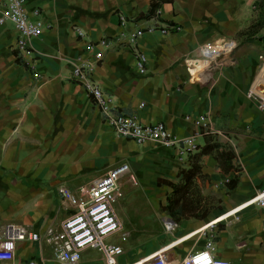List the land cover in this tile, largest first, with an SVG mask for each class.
<instances>
[{
  "label": "crops",
  "instance_id": "0c3cea01",
  "mask_svg": "<svg viewBox=\"0 0 264 264\" xmlns=\"http://www.w3.org/2000/svg\"><path fill=\"white\" fill-rule=\"evenodd\" d=\"M22 2L49 28L31 41V71L15 58L12 25H0V236L6 225L38 234L57 231L71 213L58 188L74 194L125 163L128 174L118 185L119 191L128 189L127 178L142 170L140 156H151L168 170L153 180V194L113 205L121 229L112 244L122 249L114 264H144L154 255L180 264L207 242L211 255L229 264H264V206L255 203L264 190V111L258 107L264 104V64L258 71L264 49L245 41L251 25L257 31L250 39L264 34V0H168L149 19L141 17L150 0ZM169 26L179 30L160 32ZM132 33L134 48L145 57L143 74L127 43ZM100 39L109 44L86 49ZM219 41L230 43L231 52L193 65L202 45ZM96 52L102 56L98 62L92 58ZM79 61L90 64L89 78L114 113L134 116L141 125L162 123L176 137H192L197 149L175 168V151L116 136L71 77L72 63ZM198 117L207 119L210 132L192 125ZM191 166L196 172L181 195L170 197L171 188L156 186L160 179L183 184L179 172ZM169 221L175 227L167 231ZM120 235L126 236L122 243ZM88 250L96 249L84 250L77 264H105L97 250L98 258L87 259ZM30 262L59 264L43 241L0 245V264Z\"/></svg>",
  "mask_w": 264,
  "mask_h": 264
},
{
  "label": "built area",
  "instance_id": "2783aa9c",
  "mask_svg": "<svg viewBox=\"0 0 264 264\" xmlns=\"http://www.w3.org/2000/svg\"><path fill=\"white\" fill-rule=\"evenodd\" d=\"M119 21L124 23L122 17H119ZM4 22H9L17 34L14 49L15 58L33 71L35 53L31 41L38 38L42 30L48 29L49 25L43 23L39 18L37 10L27 11L22 0H4L0 9V25ZM178 30L176 26L160 28L162 34ZM72 31L78 38L83 37L82 31L78 27H72ZM136 35V33H132L128 37L127 43L132 50L137 73L143 74L145 72V57L134 48ZM108 44V40L100 39L97 43H88L86 49L91 51L95 46L105 48ZM232 48L230 43L224 41L205 43L200 48V60H195L193 65H198V62L208 65L210 61H215L230 53ZM101 57V52L92 55L94 62L100 61ZM89 74L90 64L88 62L72 63V79L79 83L92 98L104 123L116 136L127 139L136 145L156 143L175 151L179 156V161L197 149L192 137H176L162 123L141 125L134 116L114 113L109 99L100 93L89 78ZM37 77L38 75L34 73L33 78L37 79ZM259 109H264V104L259 103ZM185 119L189 120V117H185ZM191 122L194 127L202 129L206 133L210 132V126L204 117L191 119ZM126 174H128V165L122 163L105 172L88 186L78 187L74 194L64 188H58L57 195L60 201L71 209V213L61 222L57 231L47 228L43 233L38 234L30 232L22 226L6 225L1 231L0 245L4 243V246L9 248L15 242L43 241L50 247L53 258L59 264H77L84 250L96 249L101 253L105 264H114L115 258L122 253V249L117 244H104L103 240L118 233L121 229L113 211V204L119 198V180ZM227 181L224 180V182ZM255 203L264 206V197ZM174 227L175 224L170 221L164 224L167 231L173 230ZM262 232L264 233V225ZM120 237L122 240L124 235H120ZM211 251L212 247L207 242L202 249L193 251L184 257L180 264H229L214 258ZM144 264H165V262L159 255H154Z\"/></svg>",
  "mask_w": 264,
  "mask_h": 264
},
{
  "label": "rangeland",
  "instance_id": "374dc122",
  "mask_svg": "<svg viewBox=\"0 0 264 264\" xmlns=\"http://www.w3.org/2000/svg\"><path fill=\"white\" fill-rule=\"evenodd\" d=\"M262 64H264V61H262V63L259 65L258 71L262 67ZM248 93L249 92H247V94ZM250 98H251V100L253 102H255V103L257 102V99L255 97L251 96ZM258 107H259V105H258ZM259 111L263 112L264 109H260ZM146 144H154V146L156 145V147H160V148L162 147V148L168 149L166 147H163V146L158 145V144L153 143V142H149V143H146ZM156 147L154 148V149H156V150H154V152L159 151L158 148H156ZM168 150L172 151L171 149H168ZM171 155H172V157L174 159V160L171 161L172 166L175 167V168H178L177 165L179 163V160H178L179 156L176 155V154H175L176 157L173 156V154H171ZM136 163L142 169L139 172H137L138 173L137 177L139 179H142V181L138 182V178L137 177H135L133 175H130V177H128L127 180L130 183V185H132V186L129 185L128 189H124L122 191H119L120 193H119V198L118 199H121V198L134 199V198L139 197V196H145V195L153 194L154 191L156 190L153 187V180L155 178H157L159 175L160 176L165 175L167 170H168L166 168H161V167H163L165 165L161 164L160 160L155 159L154 157H151V156H149L148 159H145V158H143V156H140V159ZM168 166L170 167L171 165H168ZM114 206L116 207V205H114ZM130 219H133V218H130ZM117 237H118V235H113L111 237H107V238H105L103 240V243L104 244H108L110 242L114 243V242L117 241ZM119 239H121V237ZM125 239H126V236L123 237V239L120 240V242L121 243L124 242ZM85 254H86L85 255L86 258L89 259L91 262H93L94 259L98 258V256H99V254H98V252L96 250H88V251H86Z\"/></svg>",
  "mask_w": 264,
  "mask_h": 264
},
{
  "label": "trees",
  "instance_id": "16d2710c",
  "mask_svg": "<svg viewBox=\"0 0 264 264\" xmlns=\"http://www.w3.org/2000/svg\"><path fill=\"white\" fill-rule=\"evenodd\" d=\"M164 2H168V0H150L149 9H148L147 13L144 16H142L141 18L149 19V18L155 17L156 16V11H157L159 5L161 3H164ZM256 31H257V29L255 28V24L251 25L248 28V30L246 31L247 35H246L245 41L246 42H258V44H261L263 49H264V34L261 35L260 37H257V38H252V39L249 38L251 36H254ZM204 152H206V145L203 146L202 151L200 152V154H202ZM195 168L196 167L191 166L187 170H181L179 172L180 180H182L184 182L183 184H180V185L179 184H173L171 182L164 181V180L160 179V181L156 182V186H159L160 184H163V185H166L169 188H171L172 191L170 193V197L173 196V195H177V194L181 195L186 190L185 188H186L187 181L190 180L194 176V174L196 172ZM170 206H171L170 205V200L168 199L166 201L165 207L166 208H170Z\"/></svg>",
  "mask_w": 264,
  "mask_h": 264
},
{
  "label": "bare ground",
  "instance_id": "6f19581e",
  "mask_svg": "<svg viewBox=\"0 0 264 264\" xmlns=\"http://www.w3.org/2000/svg\"><path fill=\"white\" fill-rule=\"evenodd\" d=\"M262 197H264V190H262L260 193L257 194L255 200L258 201V200L261 199Z\"/></svg>",
  "mask_w": 264,
  "mask_h": 264
}]
</instances>
